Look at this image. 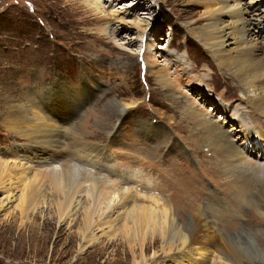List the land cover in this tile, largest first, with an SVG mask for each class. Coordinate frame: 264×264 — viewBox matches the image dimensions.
<instances>
[{
	"label": "rangeland",
	"instance_id": "374dc122",
	"mask_svg": "<svg viewBox=\"0 0 264 264\" xmlns=\"http://www.w3.org/2000/svg\"><path fill=\"white\" fill-rule=\"evenodd\" d=\"M99 1L107 11L105 17H96L81 0H0V161L30 167L26 180L18 177L19 168L12 169L9 177L0 176V264H135V261H141V249L137 243H124L119 231L103 236L101 232L97 233L102 243L81 252L83 244L79 225L73 227L69 222L59 221L54 207L56 195L48 179H44L39 207L33 214L29 212L28 217L20 213L18 207L22 195L27 192L26 181L31 182L34 174H44L45 168L32 166L22 157L36 145L29 138L21 137L17 130H11L2 115L7 114L13 99L14 104L24 103L26 92H32L33 96L62 82L67 83L73 94L74 90L81 91L83 84L95 91L93 97L84 95L86 100L76 114L67 98V88H54L51 95L56 102H61L63 109L55 108L62 113L57 116L47 114L65 127V130L56 131L67 133L64 153L86 148L96 160L103 148L113 141L110 144L112 155L119 156L114 162L122 170L140 172L141 176L127 181L128 184L126 181L114 182L118 185L116 187L128 188L133 195L170 199L174 207L187 215V224H192L193 214L185 208L192 204L208 207L205 212L218 218L219 223L214 221L217 227L220 226V233H216L218 246L212 242L208 246L204 242L192 244L190 254L193 256L187 260V250L183 252L178 246V249H167L169 253H164V240L156 234L155 242L153 239L151 243L149 237L144 245L147 264H193L192 261L226 264L219 253L223 249L222 240L233 245L239 255L226 259L228 264H264V235L257 231L263 218L254 206L262 199L254 192L256 195L253 194L248 202L240 200L242 183L234 182L225 172L227 165L234 167L231 155L219 148L202 145L198 136L187 131L188 122L183 117L182 106L194 103L204 115L209 111L207 118L213 122H222L225 118L228 133L232 129L239 133L237 124L254 133L259 123L257 118L255 123L253 111L244 93L236 87V81L224 74L203 42L192 35L191 29L195 25L199 27L207 23L203 20V7L196 0ZM239 1L246 8L254 5L256 16L264 20V0ZM114 10L121 17L128 14L127 20H115L111 15ZM137 15L151 23L146 34L152 37V41L146 43L143 39L140 43L134 40L138 37L137 31L123 24ZM225 21L231 22V19L224 18ZM260 30L264 33V25L252 31L259 34ZM148 52L161 68L166 69L172 84V96L157 84L154 75L148 74V67L144 64ZM110 101L135 102V105L119 118L109 106ZM47 112L50 111L47 109ZM106 117H110L108 125L104 122ZM142 122L162 127L171 134L167 148L161 141H149L148 145L134 142L137 139L134 135ZM106 126L105 133L103 128ZM118 127L120 130L113 133ZM111 133L113 136L109 135ZM252 139V149L249 147L248 151L256 152L257 156L264 155L257 145L258 139ZM181 143L196 150L194 158L203 163L190 158ZM143 152L148 158L145 164L136 159L128 162L125 157L132 154L138 157ZM83 159V162L82 159L81 162L75 160L76 164L88 168L86 165L91 157ZM227 189L230 190L228 194ZM165 200L160 202L167 205ZM131 203L143 202L135 198ZM83 205L89 207L86 199ZM210 234L214 236L212 231ZM223 247L224 251L227 250Z\"/></svg>",
	"mask_w": 264,
	"mask_h": 264
},
{
	"label": "bare ground",
	"instance_id": "6f19581e",
	"mask_svg": "<svg viewBox=\"0 0 264 264\" xmlns=\"http://www.w3.org/2000/svg\"><path fill=\"white\" fill-rule=\"evenodd\" d=\"M81 3L86 5L87 9L93 12L96 17L100 15V17L106 16L107 11H105L103 3L99 0H81ZM196 3H200L203 7V20L207 23L206 25L199 27H196L195 25L191 29L192 35L203 42L209 55L222 69L224 74L228 76L230 75L234 81H236V87H239L244 93L245 98L250 105L249 108L253 111L251 113L255 123L258 120L259 123L255 128L254 133H251L241 124L236 125L237 129L240 130L239 133H234V129L228 133L225 130V118L222 122H213L210 118H207V115L210 113L209 111L204 115L203 112L198 109V105L194 106V103L191 105L187 103L182 106L183 117L188 122L186 129L188 132L194 133L198 136V140L202 145L206 144L213 148H219L231 155L230 157L234 161V167H227V165L225 172L233 178L234 182L242 183L243 187L241 192L239 190L241 201L248 202L251 200L254 197L253 194L256 195L254 192H257V195L262 199L254 206L257 213L263 218L262 223L257 225L258 234L260 232L264 235V162L262 163L264 155L257 156L255 155L256 152L248 151L249 147L251 148L252 138H257V145L264 152V33L260 30L259 34H255V32L253 34L252 31L253 28L256 27L257 29L262 28L264 20L262 21V19L256 16L254 5L250 4L246 8L242 6L239 0H196ZM118 14L119 13L116 10L111 12L112 17H114L115 20H127L128 14L123 17ZM224 18L231 19V22H224ZM97 20L100 21V19ZM123 24H127V26L130 27L128 29L137 31L138 37L134 38V40L140 41V43L143 42V39H145L146 43L152 41V37H149L148 34H146L151 23H148L138 15L134 19ZM145 34L147 38L145 37ZM131 44H134V42ZM122 55H124V53H122ZM145 58L144 64L145 67H148V74L154 75L157 84L172 96L173 94L170 92L172 84L167 77L166 69L160 67L161 65L155 58H153L150 52L146 54ZM61 87L67 88L69 86L65 82H62L61 84L58 83L48 90L35 93L34 98V95H31L32 92H26L24 103L14 104L13 102L15 100L13 99L12 104L8 106L7 114L2 113L6 124L8 123L11 130H17L21 137L29 138L30 141L35 143L33 145H36L35 148H31L27 151L28 155H23L22 157L27 160L28 164H33L32 166L36 165L41 167L40 165H42L43 168H45V173H40L41 177L37 173L36 175L34 174L35 177L31 182L29 179L26 181L27 184L24 182V184H26L25 188L27 192L22 195L18 207L20 208L21 215L28 217L29 212L33 214L36 208L39 207L41 203L40 198L43 196L44 191V179H48L52 191L56 195L54 207L55 215L59 221L69 222V225L71 224L72 226L79 225V235L83 244V246L80 247L81 252L87 247L102 243L101 238H98L97 233L101 232L103 236L109 232L116 231H119L124 243H137L141 249V261H135V264L148 263L144 255V245L149 237L151 238V243L153 241L155 242L156 239L154 237L156 234L164 240L162 248L164 253L168 254L169 252L167 249L173 250L178 246L183 252L187 250V260H191V257L193 256L190 254L192 252V244L204 242L203 244L207 246L212 243L217 244L218 246L219 243L216 233H220V226L217 227L214 223L218 218L205 212V210H208V207H198L197 204H192L185 208L186 210H190L191 214H193V222L192 224L190 223V226V224L186 223L187 215L184 213L182 214L177 207H174L170 199L168 200L165 198V200L158 196L145 197L139 194L133 195L128 188L123 190L120 187H116L118 185L114 182L126 181L127 183V181H133L134 179L139 178L140 172L138 171L139 173H137L136 171L122 170L121 166L114 162V159L116 161L119 156L116 158L112 155L113 150L112 145L110 144H112L113 141H110L111 143L109 142V144L103 148L101 153L97 155L98 159L96 160L93 159L94 157L91 156L89 150H86V148H82L70 154L64 153L65 150H63V144L64 140H66L64 136L67 135V133H56V131L65 130V127L50 119L47 114L54 113L55 116H57L62 113L60 112L61 109H63L61 107V102H56V99L51 95L54 88ZM66 94L68 100L71 101V108H74L73 111L77 114L80 112L82 104L86 100L84 95L93 97L95 91L92 88L87 89V86L85 87L83 84L81 85V91L77 92L74 90L73 94L67 88ZM76 96H78V98ZM173 97L177 100L175 96ZM134 105L135 102L128 104L117 101L109 102V106L119 114V118L124 117L128 112V109L134 107ZM55 106H57V109H60V111H58ZM47 109L50 112H47ZM73 111L72 113L74 114ZM227 111L228 110L224 111L225 114H228ZM109 119L110 117H106L104 120V122H106L105 125H108ZM171 121L173 122V118H171ZM106 129L107 126L103 128L104 131ZM118 130H120L119 127L113 133H117ZM113 133L109 135L113 136ZM156 133H159V136H156ZM136 134L137 135H134V137L137 138L134 140L136 143L139 142L148 145L149 141H151V143L161 141L166 148L170 143L168 141L171 138V134L164 128L154 126L150 123L147 124L145 122H142L138 126ZM111 139L112 138H110V140ZM118 139H114V141ZM180 145L184 147V152L189 155L190 158H194L196 150L188 145L186 146V144L181 143ZM202 145H200V147ZM148 149L145 150V152H148ZM145 152L139 154L138 157L134 154L125 155V157L128 162L136 159L140 160L142 164H145L148 159L145 156ZM151 153H154L153 150ZM88 157H91L86 165L88 168L86 166V168H83V165H81V167L75 162L77 159L80 162L82 159L83 162L85 161L83 158L88 159ZM144 157L145 159H143ZM58 159H61V161H58ZM194 159L197 162H201V159ZM1 161L0 176L5 175L9 177V172L13 173L12 169L19 168L18 177L24 180L27 179V177L25 178V175L30 167L25 168V164L11 165L10 163L8 164ZM94 162L96 163L92 165ZM162 176L161 178H163ZM138 182L142 181L139 180ZM0 185L2 184L0 183ZM229 191V189L225 190L226 194H228ZM135 198L137 201L143 203H131ZM85 199L86 202L89 203L88 208L83 205V200ZM161 200H165L168 204L166 205L165 202L161 203ZM147 202H150L151 204L145 205L144 203ZM215 213L216 212H214V214ZM80 216L81 219L79 220ZM33 225L34 224H32V226ZM236 228L237 227H235V229ZM210 230L214 233V236L210 234ZM104 231L107 232L103 234ZM229 232H227V234ZM225 242V240H222L223 245L221 247L223 249H220L219 253L222 254L221 259H224L223 261L228 264L226 259L229 260V258L232 257L234 259L239 255L236 254L235 247H232L233 245H230L228 241L227 244ZM253 242L255 241L253 240ZM223 246H225L227 250L224 251ZM196 251L199 253L198 249H196ZM192 263L197 264L196 261H192Z\"/></svg>",
	"mask_w": 264,
	"mask_h": 264
}]
</instances>
